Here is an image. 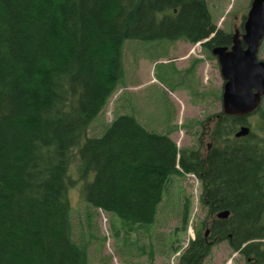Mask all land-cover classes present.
Segmentation results:
<instances>
[{"label": "trees", "instance_id": "1", "mask_svg": "<svg viewBox=\"0 0 264 264\" xmlns=\"http://www.w3.org/2000/svg\"><path fill=\"white\" fill-rule=\"evenodd\" d=\"M211 33L202 46L231 43L206 0H0V264H90L71 236L68 191L80 179L87 205L145 229L174 176L187 173L200 183L206 214L176 264H202L220 241L243 264H264V112L223 160L219 140L244 119L222 110L212 116L204 156L129 113L87 135L123 81L126 40L194 44ZM202 123L190 126L200 124L198 146ZM220 210L228 215L216 217Z\"/></svg>", "mask_w": 264, "mask_h": 264}, {"label": "rangeland", "instance_id": "2", "mask_svg": "<svg viewBox=\"0 0 264 264\" xmlns=\"http://www.w3.org/2000/svg\"><path fill=\"white\" fill-rule=\"evenodd\" d=\"M206 1L219 29L233 34L251 0ZM194 45L183 40H126L122 48L123 81L93 120L87 135H99L89 133H98L99 122H108L112 115L129 113L149 130L169 131L181 148L197 144L193 132L200 124L190 126L200 120L204 132L199 146L204 156L206 145L211 142L207 134L215 122L212 116L221 110L218 97L223 78L215 58L208 56L200 45ZM258 56L264 60V37ZM263 112L264 97L258 112L250 116L253 132ZM206 116L211 120L204 121ZM78 161L75 148L71 154L72 175L77 174ZM83 182L82 179L78 181L80 186ZM80 186L68 191L71 236L86 246L90 264H176L179 253L191 236H195L194 230L206 214L198 199L200 183L193 174L174 176L158 207L155 221L144 230L126 227L116 216L87 205ZM186 204L184 226L182 217ZM202 264H243V258L232 252L226 241H220L212 245Z\"/></svg>", "mask_w": 264, "mask_h": 264}, {"label": "water", "instance_id": "3", "mask_svg": "<svg viewBox=\"0 0 264 264\" xmlns=\"http://www.w3.org/2000/svg\"><path fill=\"white\" fill-rule=\"evenodd\" d=\"M213 33L201 42L207 41ZM264 37V0H251L243 24V33L235 30L230 46L215 45L211 53L216 57L221 77V107L224 114L247 115L255 111L264 95V61L257 58L260 41ZM244 44V46H242ZM250 128L242 125L236 136H245ZM228 210H220L216 217L224 218ZM208 229L205 230V234Z\"/></svg>", "mask_w": 264, "mask_h": 264}, {"label": "flooded vegetation", "instance_id": "4", "mask_svg": "<svg viewBox=\"0 0 264 264\" xmlns=\"http://www.w3.org/2000/svg\"><path fill=\"white\" fill-rule=\"evenodd\" d=\"M245 18H246V15L243 17V19H242V22L238 25V28H236L235 30H237L238 31V33H239V37L242 35V33H243V24H244V21H245ZM234 30V31H235ZM231 37H232V33H231ZM263 39V38H262ZM261 42H262V40L260 41V44H259V47H258V51H257V58L258 59H261V60H263L262 58H259V53H260V45H261ZM231 44V43H230ZM230 44L229 45H226V46H230ZM216 45H218L219 46V43L218 44H216ZM215 46V45H214ZM242 46H244V44H242ZM200 48L201 49H208V50H210V52H211V49L213 48V47H211V48H209L208 46H200ZM214 58H215V60H216V63H217V65H218V67H219V64H218V61H217V59H216V57L214 56ZM264 61V60H263ZM264 97V96H263ZM263 97H262V99H261V102H260V105H259V107L254 111V112H252V113H250V114H247V115H236L237 117L239 116V117H242L243 119H244V124H242V125H246V126H248L249 128H250V130H251V132H253V129H252V122L250 121V116H251V114H255L256 112H257V110H259V108H260V106H261V103H262V101H263ZM241 125H238V128L240 127ZM238 128L237 129H235V130H231V129H226L225 131H224V133H232L231 135H229L227 138H221L219 141H221L219 144V158H220V160H223L224 158H228V153H229V147L231 148V151H232V154L233 153H235V152H238V150H239V140L241 139V136L239 137V136H236L235 135V133H236V131L238 130ZM232 131V132H231ZM223 141H225V143H222ZM211 145H212V142H210V143H208L207 145H206V151H208V150H210L211 149ZM188 147H192V148H194V150L195 151H197V153L199 154V155H201V153H200V146H198L197 144H195V145H190V146H188ZM205 151V152H206ZM197 158H199L200 159V156H198ZM185 175V174H184Z\"/></svg>", "mask_w": 264, "mask_h": 264}]
</instances>
